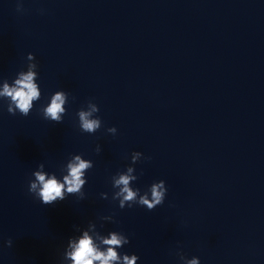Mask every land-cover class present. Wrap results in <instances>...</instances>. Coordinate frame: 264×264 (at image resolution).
Wrapping results in <instances>:
<instances>
[{
	"label": "water",
	"instance_id": "water-1",
	"mask_svg": "<svg viewBox=\"0 0 264 264\" xmlns=\"http://www.w3.org/2000/svg\"><path fill=\"white\" fill-rule=\"evenodd\" d=\"M28 53L42 102L64 90L69 105L62 124L39 104L28 117L0 107V264H59L74 225L113 214L105 230L129 237L138 264H264V0H0V79ZM89 101L94 135L75 115ZM134 151L135 186L166 182L152 211L100 198ZM73 154L94 164L86 199L34 200L37 165Z\"/></svg>",
	"mask_w": 264,
	"mask_h": 264
},
{
	"label": "clouds",
	"instance_id": "clouds-1",
	"mask_svg": "<svg viewBox=\"0 0 264 264\" xmlns=\"http://www.w3.org/2000/svg\"><path fill=\"white\" fill-rule=\"evenodd\" d=\"M26 61V67L11 80L0 79V107L6 106L7 113L12 116L28 117L39 104L38 111L43 120L62 124L67 115L69 93L57 90L44 97L42 102L39 65L35 55L28 53ZM72 99L75 100L74 97ZM99 111V107L89 101L86 107H81L76 112L77 126L82 133L94 135L101 129ZM106 132L115 136L117 128H107ZM100 151L101 148L97 145L96 152L99 154ZM142 159H146L143 153L132 152L130 164L111 176V194L100 193V198L110 199L120 210L139 206L152 211L161 206L168 192L164 180L153 182L144 189L135 186L139 179L135 165ZM93 167V161L86 159L83 154L71 155L58 171H48L44 163H40L28 178L27 192L44 206L69 197L82 201L86 199L84 189L88 183L87 174ZM107 223H117L114 214L89 220L84 226L74 225V234L67 238L59 264H138V255L121 251L130 244L129 237L123 231L105 230ZM12 244L11 239L6 242L7 247H12ZM177 255L180 264H201L199 257L188 259L182 253Z\"/></svg>",
	"mask_w": 264,
	"mask_h": 264
}]
</instances>
